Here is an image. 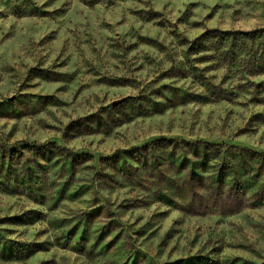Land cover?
I'll return each mask as SVG.
<instances>
[{
    "label": "rangeland",
    "instance_id": "rangeland-1",
    "mask_svg": "<svg viewBox=\"0 0 264 264\" xmlns=\"http://www.w3.org/2000/svg\"><path fill=\"white\" fill-rule=\"evenodd\" d=\"M0 264H264V0H0Z\"/></svg>",
    "mask_w": 264,
    "mask_h": 264
}]
</instances>
